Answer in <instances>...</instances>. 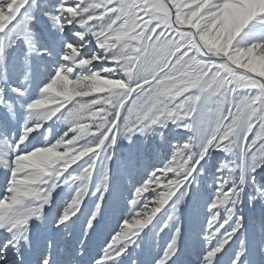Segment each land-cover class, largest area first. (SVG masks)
Listing matches in <instances>:
<instances>
[{
    "label": "rangeland",
    "instance_id": "obj_1",
    "mask_svg": "<svg viewBox=\"0 0 264 264\" xmlns=\"http://www.w3.org/2000/svg\"><path fill=\"white\" fill-rule=\"evenodd\" d=\"M171 1L264 76V0ZM200 51L163 0H0V264L26 217L37 264H264V89Z\"/></svg>",
    "mask_w": 264,
    "mask_h": 264
},
{
    "label": "water",
    "instance_id": "obj_2",
    "mask_svg": "<svg viewBox=\"0 0 264 264\" xmlns=\"http://www.w3.org/2000/svg\"><path fill=\"white\" fill-rule=\"evenodd\" d=\"M163 1H165L166 4L169 6L171 21H172L173 25L177 29L184 30V31H190L192 33L194 41L200 47V50L204 54V57L209 58L211 60L223 62V63L229 65L233 70L255 78L256 80H258L261 83V85L264 89V76L263 75H261L257 72H254L253 70H251L250 68H248L242 64L235 63L230 58H227L225 56L217 54L216 52L208 50L206 48V46L204 45V42L200 38L198 31L196 30V28L194 26L179 23L172 1L171 0H163Z\"/></svg>",
    "mask_w": 264,
    "mask_h": 264
},
{
    "label": "bare ground",
    "instance_id": "obj_3",
    "mask_svg": "<svg viewBox=\"0 0 264 264\" xmlns=\"http://www.w3.org/2000/svg\"><path fill=\"white\" fill-rule=\"evenodd\" d=\"M201 52V51H200ZM202 53V52H201ZM203 54V53H202ZM204 55V54H203ZM247 61V60H246ZM238 64H242V65H246V63H243V61H241V62H239ZM247 66V65H246ZM31 212L30 213H27V215L26 216H30L31 217ZM6 216V215H5ZM26 218H28V217H26ZM28 220V219H27ZM2 223H0V225H1ZM23 230V229H22ZM25 234H26V236H27V238H28V234H29V230L28 229H25ZM28 245H29V243H28ZM35 246V245H34ZM40 246V245H39ZM39 246H37V247H39ZM33 257H35V255H32ZM31 259V258H30ZM32 260V259H31ZM28 262V261H27ZM33 262V261H32ZM55 263V262H54ZM53 263V264H54ZM26 264H28V263H26Z\"/></svg>",
    "mask_w": 264,
    "mask_h": 264
}]
</instances>
